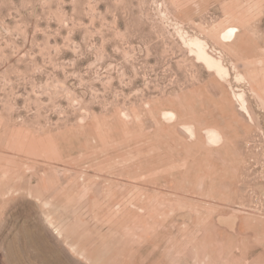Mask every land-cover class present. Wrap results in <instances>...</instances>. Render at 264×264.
<instances>
[{
	"label": "rangeland",
	"instance_id": "1",
	"mask_svg": "<svg viewBox=\"0 0 264 264\" xmlns=\"http://www.w3.org/2000/svg\"><path fill=\"white\" fill-rule=\"evenodd\" d=\"M0 264H264V0H0Z\"/></svg>",
	"mask_w": 264,
	"mask_h": 264
},
{
	"label": "bare ground",
	"instance_id": "2",
	"mask_svg": "<svg viewBox=\"0 0 264 264\" xmlns=\"http://www.w3.org/2000/svg\"><path fill=\"white\" fill-rule=\"evenodd\" d=\"M234 33H235V28L230 27V28L226 29L223 32L222 35H223V37H231V36H234ZM199 41H198V54H199V56L202 57L209 65L216 67V70L218 69L219 71H222V70L224 71L225 69L222 66L221 62L219 61L220 59L216 60L215 58H213L208 53V51L206 50L205 45H203V44H206V43H201ZM165 114L168 117H173L174 116V113L171 112V111H167V112L165 111ZM165 114H164V116H165ZM181 128L184 130L185 133H187L185 136L188 135V137L190 136L193 139V137L195 136V130H194V128L191 125L183 124L181 126ZM205 134H206L205 136L207 137L208 142H210L212 144L216 145V144L220 143L221 140H222V134L216 128H208V129H206L205 130Z\"/></svg>",
	"mask_w": 264,
	"mask_h": 264
}]
</instances>
